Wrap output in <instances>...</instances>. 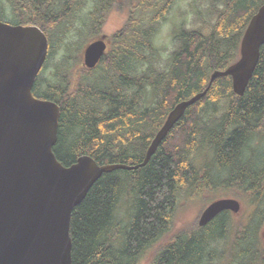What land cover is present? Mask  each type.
I'll return each instance as SVG.
<instances>
[{
	"label": "trees",
	"instance_id": "1",
	"mask_svg": "<svg viewBox=\"0 0 264 264\" xmlns=\"http://www.w3.org/2000/svg\"><path fill=\"white\" fill-rule=\"evenodd\" d=\"M176 1L0 0V21L33 25L47 36L50 49L44 72L56 47L71 32L79 34L78 44L84 30L90 35L79 57L70 54L69 58L68 48L54 65L51 78H44L42 72L34 88L36 98L60 107L54 154L62 165L69 167L79 157L89 155L99 165L120 166L104 174L72 213L73 264H139L151 249L149 264H264L260 238L264 226V148L259 151L264 145V46L242 97L233 93L231 78L217 79L143 165L171 110L204 92L214 71H225L238 60L244 32L264 0H223L207 32L202 27L178 31L177 49L169 66L157 69L156 59L162 53L154 45L157 27ZM92 2L103 11L127 8L132 20L113 36L100 65L86 70L81 54L96 31L83 9ZM105 24L106 18L101 27ZM70 59L74 64L68 65ZM143 64L149 65L144 66L146 70L139 69ZM43 87L45 92L40 93ZM201 149L212 151L205 171L227 173L222 183L248 211L237 220L225 212L204 228L194 222L193 230L176 231L173 215L182 191L199 194L208 188V184L200 185L201 176L206 179V175L195 164ZM123 199L132 203V214L129 224L118 232L114 228ZM256 220L258 235L252 229ZM232 233L237 236L231 247L245 246L237 255L220 252Z\"/></svg>",
	"mask_w": 264,
	"mask_h": 264
},
{
	"label": "water",
	"instance_id": "2",
	"mask_svg": "<svg viewBox=\"0 0 264 264\" xmlns=\"http://www.w3.org/2000/svg\"><path fill=\"white\" fill-rule=\"evenodd\" d=\"M106 39L100 37L84 50L87 69L99 64L107 49ZM263 46L264 4L245 30L238 61L225 71H214L204 92L171 110L143 165L217 79L231 78L233 93L242 97ZM48 53V38L38 27L0 21V264H73L72 213L104 174L120 168L99 165L89 155L79 157L69 167L57 160L54 147L60 107L33 94ZM241 210L235 199L215 201L203 211L198 225L204 228L224 212L236 215ZM261 238L264 242V228Z\"/></svg>",
	"mask_w": 264,
	"mask_h": 264
},
{
	"label": "rangeland",
	"instance_id": "3",
	"mask_svg": "<svg viewBox=\"0 0 264 264\" xmlns=\"http://www.w3.org/2000/svg\"><path fill=\"white\" fill-rule=\"evenodd\" d=\"M223 0H177L174 4L171 12L167 16V18L160 23L157 27V33L155 37V47L162 51L161 56L157 58L158 64L155 66L157 69L167 68L169 66V62L171 60L172 54L177 49V42L175 41V36L178 31L182 28L193 29L202 27L206 32L209 30L210 26L215 22L216 13L218 8L222 7ZM225 1V0H224ZM122 6V5H121ZM124 7V6H123ZM215 8L216 11L212 12V8ZM117 10H127V8H116ZM82 17V15L80 14ZM9 20L11 19V15L7 14ZM123 17H120L115 14H110L107 18L106 24L103 27L104 34L113 35L123 28L124 22ZM200 18H204L202 21ZM206 20V22H204ZM79 27V25H78ZM82 29V27H80ZM87 30H84L85 36L80 37V43L78 44L79 34L76 31L71 32L66 39L63 41V45L59 44V47H56V52L54 56L48 62L47 71L43 72V77L46 79L51 78L54 73V65L60 61V59L67 54L70 58V54L77 58L79 57V52L84 46V42L86 37H89ZM82 33V34H83ZM50 49V46H49ZM73 49V50H71ZM71 50V51H70ZM70 51V52H69ZM68 65L74 64L73 60L68 61ZM47 64V63H46ZM144 66H149L147 64H143L139 67L140 70H146L147 68ZM146 68V69H145ZM41 72V73H42ZM40 93L45 92V87L42 88ZM38 92V93H39ZM147 102L146 105H148ZM260 147L259 151H262L264 148ZM211 150L201 149L200 155L195 157V164H197L199 169L203 171V174L206 175V179H202L199 181L200 185H207L208 188H204V191L199 194H194L192 191L187 192V190L182 191V196L177 204V207L174 211V228L176 231L182 230L183 228L190 229L194 222L198 223L199 217L204 209L211 204L212 202L219 199H237L227 185L223 184L225 182L224 179H227V173L219 174L216 170L209 173L205 171V164L211 158ZM203 153H207V156L202 155ZM215 179V180H214ZM216 183H212V181ZM212 183V185H209ZM131 208L132 203L129 200H121L118 206V214L116 219V227L114 228L118 232L124 229L125 226L129 224V219L131 217ZM248 207L242 204L241 213L238 216H235L236 220L239 219L243 214H247ZM252 214L248 215V218L244 222H248L249 218H251ZM255 225H253L254 233H257L259 230V220L255 221ZM113 229V230H114ZM194 228H191L193 230ZM114 230V231H115ZM171 237V235H169ZM236 233H232L228 236L226 245L220 247L221 252L231 253L232 255H237L238 252L244 247H231V245H235ZM235 237V238H234ZM233 243V244H232ZM158 246V245H157ZM156 247V246H155ZM154 249L148 251L145 256L142 258L139 264H149L151 260V256H153ZM244 261V259H243ZM247 262V259H245Z\"/></svg>",
	"mask_w": 264,
	"mask_h": 264
},
{
	"label": "flooded vegetation",
	"instance_id": "4",
	"mask_svg": "<svg viewBox=\"0 0 264 264\" xmlns=\"http://www.w3.org/2000/svg\"><path fill=\"white\" fill-rule=\"evenodd\" d=\"M117 2H124L125 0H116ZM127 1H129L130 3H131V1L133 2V0H127ZM98 2V1H97ZM95 6V3L94 2H92V4H90V5H88V6H86L85 5V9H83V14H85V18L86 19H90V21H91V25H94L95 26V37L94 38H97V36H100V32H101V30L103 29L102 27H101V25H102V21H103V19L104 18H106V21H107V18H108V16L110 15V14H115V15H118V16H120V17H123L122 19H123V22H124V25H123V28H124V26H125V24H126V22L129 20V19H131L132 20V13L129 11V9H127V10H117L116 8H114V7H110V8H107L105 11H103V9H102V7L100 6H95V9L93 8ZM130 8H132V7H130ZM98 11V13L95 15V12H97ZM96 16V17H95ZM121 30H119L118 32H120ZM118 32H116L114 35H116ZM114 35H112V36H114ZM111 35H110V37L111 38H113ZM93 38V39H94ZM92 39V40H93ZM108 52V51H107ZM107 52H106V54H105V56L102 58V60L101 61H103L104 60V58L106 57V55H107ZM81 61H82V65H83V57H82V54H81ZM101 63V62H100ZM100 65V64H99ZM98 65V66H99ZM164 124V123H163ZM163 124H162V126H163Z\"/></svg>",
	"mask_w": 264,
	"mask_h": 264
},
{
	"label": "bare ground",
	"instance_id": "5",
	"mask_svg": "<svg viewBox=\"0 0 264 264\" xmlns=\"http://www.w3.org/2000/svg\"><path fill=\"white\" fill-rule=\"evenodd\" d=\"M98 3V2H97ZM109 3V2H108ZM86 4V3H85ZM101 4V3H100ZM98 5V4H97ZM106 5V4H105ZM111 5V4H110ZM99 6V5H98ZM106 6H108V5H106ZM100 7V6H99ZM85 9V8H84ZM105 10V9H104ZM79 12V11H78ZM98 12V11H97ZM96 17V16H95ZM73 20V19H72ZM59 39V38H58ZM62 39V38H61ZM134 77V76H133ZM218 120H220V119H218ZM197 121V120H196ZM215 127V126H214ZM202 128V127H201ZM198 129V128H197ZM211 129V128H210ZM203 130V129H202ZM212 130V129H211ZM208 131V130H207ZM213 135V134H212ZM196 150V149H195ZM192 164V163H191ZM215 180V179H214ZM190 185V184H189ZM221 252V251H220Z\"/></svg>",
	"mask_w": 264,
	"mask_h": 264
}]
</instances>
